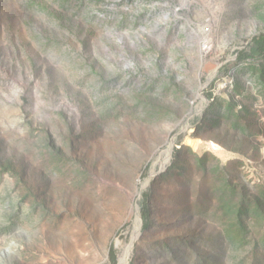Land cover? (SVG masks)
I'll use <instances>...</instances> for the list:
<instances>
[{"label": "rangeland", "instance_id": "obj_1", "mask_svg": "<svg viewBox=\"0 0 264 264\" xmlns=\"http://www.w3.org/2000/svg\"><path fill=\"white\" fill-rule=\"evenodd\" d=\"M261 34L264 0H0V264H264Z\"/></svg>", "mask_w": 264, "mask_h": 264}, {"label": "bare ground", "instance_id": "obj_2", "mask_svg": "<svg viewBox=\"0 0 264 264\" xmlns=\"http://www.w3.org/2000/svg\"><path fill=\"white\" fill-rule=\"evenodd\" d=\"M185 143L189 147H191L192 150L199 151V149L201 148L202 141L199 140V139H194L192 136H187L186 139H185ZM212 148H213L214 152L216 154H218L219 156H222L224 154V151H222L221 147L212 146ZM54 236H55V234H54ZM41 250H42V252H45L43 248H41ZM131 250H132V246H129V247L126 248L123 256L120 258L119 264H129L130 258H131V253L133 252V251L131 252ZM38 257L39 256H36L34 258H38ZM36 261H37V259H36ZM23 264H29V263L25 261V262H23Z\"/></svg>", "mask_w": 264, "mask_h": 264}, {"label": "trees", "instance_id": "obj_3", "mask_svg": "<svg viewBox=\"0 0 264 264\" xmlns=\"http://www.w3.org/2000/svg\"><path fill=\"white\" fill-rule=\"evenodd\" d=\"M254 44L259 52V54L264 55V34H261L260 36L255 37ZM146 217V215H145ZM147 218V217H146ZM114 250L112 249V259L115 260Z\"/></svg>", "mask_w": 264, "mask_h": 264}]
</instances>
